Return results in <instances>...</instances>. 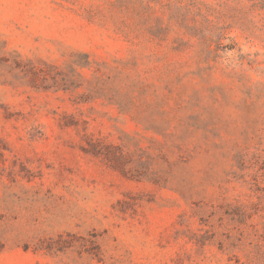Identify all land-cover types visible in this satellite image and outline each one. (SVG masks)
<instances>
[{"label": "rangeland", "instance_id": "rangeland-1", "mask_svg": "<svg viewBox=\"0 0 264 264\" xmlns=\"http://www.w3.org/2000/svg\"><path fill=\"white\" fill-rule=\"evenodd\" d=\"M0 264H264V0H0Z\"/></svg>", "mask_w": 264, "mask_h": 264}]
</instances>
